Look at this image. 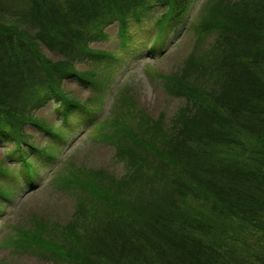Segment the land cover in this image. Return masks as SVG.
I'll list each match as a JSON object with an SVG mask.
<instances>
[{
	"label": "trees",
	"instance_id": "16d2710c",
	"mask_svg": "<svg viewBox=\"0 0 264 264\" xmlns=\"http://www.w3.org/2000/svg\"><path fill=\"white\" fill-rule=\"evenodd\" d=\"M193 1L0 0V141L23 164L0 162L12 178L0 180L1 197L22 175L33 185L29 152L59 155L70 113L87 112L94 125L116 69L115 55L93 47L106 30L119 24L126 49L133 24L154 22V52ZM191 23L193 50L176 71L157 74L186 101L171 125L119 84L111 131L95 138L115 147L126 173L63 162L55 181L77 201L73 219L50 226L35 216L11 237L19 248L61 264H264V0H205ZM69 81L92 86V97L67 91ZM51 103L63 110L59 127L37 116ZM28 127L49 137L45 148Z\"/></svg>",
	"mask_w": 264,
	"mask_h": 264
},
{
	"label": "rangeland",
	"instance_id": "374dc122",
	"mask_svg": "<svg viewBox=\"0 0 264 264\" xmlns=\"http://www.w3.org/2000/svg\"><path fill=\"white\" fill-rule=\"evenodd\" d=\"M204 1H193L190 13L173 24L165 34L162 48L154 52L148 47L153 43L156 28L154 22L148 21L133 24L127 31L130 37L128 43L132 45L133 50L137 48L136 51L132 52V48L121 49L122 36L117 23L106 30L109 35L106 41L93 45L97 49L115 55L113 58L116 69L106 92L104 108L93 114L95 123L91 127L84 122V115L87 112L70 113L68 120L71 131L61 145L58 156H52L48 150L28 153L29 163L36 173L34 187L25 175H22L13 179L15 182L13 192L8 193L6 197L0 195V202L3 204L2 209L0 208V264H61L40 258L30 250L19 248L13 238L17 234L16 229L21 226L29 228L35 216L40 219L43 217L50 226L56 223L65 225L67 221L73 219L72 214L76 210L77 201L59 181H55L57 168L62 166L63 162L73 160L76 166L85 165L91 169H104L118 179L126 173V165L118 160L115 147L98 143L95 138L102 130L111 131L106 120L119 84L127 82L133 92L138 94L142 108H147L155 119L161 113L166 114L165 122L168 126L171 125L170 118L186 101L169 95L163 80L157 74L168 75L176 71L193 50L197 34L191 22L195 20ZM155 11H157L155 16L157 19L162 14L163 8H157ZM214 40L215 36L208 38L206 47L211 46ZM65 88L67 91L73 90L76 94H80L83 99L92 97L90 93L92 86L87 84L79 85L76 81H69L66 82ZM37 116L55 123L56 127L65 122L63 110L57 109L54 103L38 112ZM27 133L32 137L33 143L39 144L42 141L44 145L42 148H45L49 137L34 127H28ZM13 149V144L1 140L0 162L10 163L18 170L22 169L23 164L13 163L14 155L10 157L8 155ZM11 179L10 175L0 174V180L4 182H9ZM2 189L0 185V190Z\"/></svg>",
	"mask_w": 264,
	"mask_h": 264
}]
</instances>
